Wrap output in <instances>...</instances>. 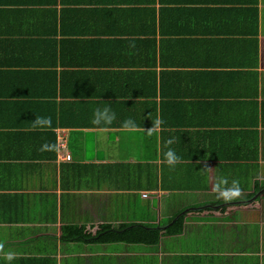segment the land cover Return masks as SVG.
Segmentation results:
<instances>
[{
  "label": "crops",
  "instance_id": "1",
  "mask_svg": "<svg viewBox=\"0 0 264 264\" xmlns=\"http://www.w3.org/2000/svg\"><path fill=\"white\" fill-rule=\"evenodd\" d=\"M165 2L63 12L70 5L0 0V264H264V195L195 212L264 188V0ZM145 8L158 11V64L114 74L145 61L116 37L119 21L151 22ZM73 77L93 95L78 99L82 118L66 116ZM98 108L136 127L94 124ZM38 116L51 126L34 127ZM222 178L243 195L218 198ZM183 214L182 231L155 245L94 238L104 225L166 228ZM70 226L89 237L63 238Z\"/></svg>",
  "mask_w": 264,
  "mask_h": 264
},
{
  "label": "trees",
  "instance_id": "2",
  "mask_svg": "<svg viewBox=\"0 0 264 264\" xmlns=\"http://www.w3.org/2000/svg\"><path fill=\"white\" fill-rule=\"evenodd\" d=\"M158 0H42L43 3H48V4H58V2H61L63 4L62 7H64L65 5H70V6H65L63 8V12H67V11H76L75 8H77V5H84V4H91V5H95L98 6L96 9L100 10L103 9L105 7H108L110 9H115L117 11H125L128 12L126 8L121 9L120 7H124L123 5H128L129 7L131 6H135L134 4H139V3H147L148 5H154L156 4ZM164 1V2H163ZM22 2H30V0L28 1H24L22 0ZM83 2H91V3H83ZM160 3L162 6L165 5V0H160ZM106 5V6H104ZM101 7V8H99ZM144 10H147L149 12L150 9L145 8ZM154 11H152L150 14L151 18H153V20L149 23L143 24H135V26H133V28L131 29V24L128 23H123L122 21H119L120 23V27H123L121 30L119 28V33H116V31H114V33H116V37H118V39H126L129 42H133L135 44L139 45V48L141 50V54L144 57V54L146 55L144 57L145 61H143V59L141 60H137V61H128L126 60V63H120V64H133V66H128L131 68H127L126 70L120 69V70H116L114 72L115 73H126L129 77L132 74V69L133 67L136 66H143V64H148V66H153L156 67L158 64L157 61V54H158V43H157V39L155 37L156 32H157V9H153ZM54 12L57 14V8L54 9ZM57 18V17H56ZM55 18V22L57 23V19ZM62 20V19H61ZM63 20H64V15H63ZM119 35V36H118ZM108 40L107 39H101V43H102V48L106 47ZM145 50V51H144ZM147 58V60H146ZM151 60V61H150ZM150 61V62H149ZM76 63V62H74ZM90 62H78V64H88ZM153 68H150V70ZM154 71V73H153ZM86 71L83 70L82 73H85ZM113 72V70H112ZM102 77L105 76L106 73L105 71L102 70ZM148 73H151L154 75V79H155V75H156V71L153 69L151 72L148 71ZM99 74H97L98 76ZM131 78V77H130ZM71 82L77 81L75 77H73L71 79ZM81 82V83H80ZM80 82H75L73 85H75V87L73 88L72 91V97H74L73 101H72V108L71 112L69 113V115L66 116H72L73 113H77V115L71 117V118H82V115L80 113H78V111L81 109V106H79V104H81V101H79L78 99H80L79 97H86L84 101H89L87 104L91 103V100L93 97V95L91 93H89L88 91H79L77 89H79V86H84V82L80 81ZM143 83V82H142ZM152 83V82H151ZM141 84V82H140ZM154 86V92H152L151 94H156V84L153 83ZM142 89L145 88V84L141 86ZM118 90V89H117ZM69 95V94H68ZM83 101V102H84ZM101 101V100H99ZM108 101H101L99 103H104ZM64 104H69V102ZM110 104V103H109ZM104 109V108H103ZM72 114V115H71ZM88 115V113H87ZM62 124H64V121L61 122ZM66 125L67 124H71V122L65 121ZM111 125H123L120 123H115V124H111ZM260 190V189H259ZM259 190H257L256 192H258ZM256 192L248 195V198L253 196ZM264 195V193L262 194ZM259 204V198H257L256 200L248 203V204H235V205H228V206H224L221 207L219 209H213V208H204L202 210H198L195 212H203V213H226V212H231L234 209L238 208V207H252L254 205H258ZM180 213V212H179ZM178 213V214H179ZM177 215V214H176ZM175 215V216H176ZM174 216V217H175ZM174 217L170 220V222H172L174 220ZM184 217L185 214L181 215L180 217H178L174 222H172V224L166 228L160 229L158 225L156 224H147V223H131V224H122L118 229H111V226L109 225H104L102 228V232L103 234L100 236H96L94 237L96 240H101V241H128V242H133V243H143V244H149V245H155L159 242L161 235H165V234H178L182 231L183 229V222H184ZM176 218V217H175ZM110 229L109 231H105L106 229ZM68 230V233L66 234V236H64L63 238L65 239H82V238H86L89 237L88 233L83 229V228H79L78 226H70L68 228H66ZM69 231H71L69 233Z\"/></svg>",
  "mask_w": 264,
  "mask_h": 264
},
{
  "label": "clouds",
  "instance_id": "3",
  "mask_svg": "<svg viewBox=\"0 0 264 264\" xmlns=\"http://www.w3.org/2000/svg\"><path fill=\"white\" fill-rule=\"evenodd\" d=\"M115 119V113H112L110 109H96L95 118L93 120L94 124H111ZM163 120L157 118L152 126L148 129V133L155 134L163 124ZM51 126V117H36L34 120V127L45 128ZM123 127L128 130H132L136 127L134 121L131 119L124 122ZM169 144L172 143L170 140ZM166 163L170 168H174L176 164L180 162V157L176 155L175 151L169 149L165 153ZM213 190L216 192L218 198L223 199L225 202L231 200L239 199L243 195V190L240 187V182L238 180H232L229 184L227 178H222L214 185ZM11 259V257H9Z\"/></svg>",
  "mask_w": 264,
  "mask_h": 264
},
{
  "label": "water",
  "instance_id": "4",
  "mask_svg": "<svg viewBox=\"0 0 264 264\" xmlns=\"http://www.w3.org/2000/svg\"><path fill=\"white\" fill-rule=\"evenodd\" d=\"M264 193V188L260 189L251 199H247V200H243V201H240L241 203H249L251 202L252 200L260 197L262 194ZM202 207H205V206H202ZM215 207H218V206H215ZM178 217V216H177ZM160 229H163L164 226H159Z\"/></svg>",
  "mask_w": 264,
  "mask_h": 264
},
{
  "label": "built area",
  "instance_id": "5",
  "mask_svg": "<svg viewBox=\"0 0 264 264\" xmlns=\"http://www.w3.org/2000/svg\"><path fill=\"white\" fill-rule=\"evenodd\" d=\"M71 158V155L70 154H67L66 155V159H70Z\"/></svg>",
  "mask_w": 264,
  "mask_h": 264
}]
</instances>
